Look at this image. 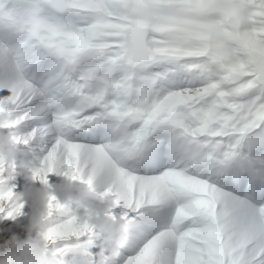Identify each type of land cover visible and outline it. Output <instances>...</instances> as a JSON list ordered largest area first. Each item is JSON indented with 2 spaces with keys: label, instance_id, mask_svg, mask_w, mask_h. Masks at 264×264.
<instances>
[{
  "label": "snow or ice",
  "instance_id": "snow-or-ice-1",
  "mask_svg": "<svg viewBox=\"0 0 264 264\" xmlns=\"http://www.w3.org/2000/svg\"><path fill=\"white\" fill-rule=\"evenodd\" d=\"M0 117L34 182L119 197L107 264H264V0H0ZM17 174L0 158V222ZM47 208L46 255L88 264L87 213Z\"/></svg>",
  "mask_w": 264,
  "mask_h": 264
},
{
  "label": "clouds",
  "instance_id": "clouds-1",
  "mask_svg": "<svg viewBox=\"0 0 264 264\" xmlns=\"http://www.w3.org/2000/svg\"><path fill=\"white\" fill-rule=\"evenodd\" d=\"M6 122V118L0 117V124ZM0 158L15 164L19 174L24 176L21 195L24 202L31 205L25 237L21 239L12 235L5 241L6 251L0 253V264H55L54 258L46 255V242L40 235L50 196H55L63 204H74L78 211L82 209L87 213L80 218L90 220L98 236L102 237L98 264H107L108 259L115 258L125 242L128 227L123 219H114L109 215L119 197L114 199L108 195H98L88 185L73 183L66 178L58 184L37 187L28 173L33 166L32 161L26 152L17 148L12 134L0 133ZM34 231L37 232L36 236H33ZM105 252L109 254L107 258Z\"/></svg>",
  "mask_w": 264,
  "mask_h": 264
},
{
  "label": "rangeland",
  "instance_id": "rangeland-1",
  "mask_svg": "<svg viewBox=\"0 0 264 264\" xmlns=\"http://www.w3.org/2000/svg\"><path fill=\"white\" fill-rule=\"evenodd\" d=\"M19 150H24L23 146H19ZM64 179L63 176H57L56 174H50L48 177L49 184H58L62 182ZM15 183L16 188L15 190L17 192H22L25 184V179L23 175L17 174L15 177V180L13 181ZM37 187H40L41 184L39 182H35ZM71 208L73 210H77L76 205H71ZM122 209L121 207H117L116 209L113 210L115 215H119L121 213ZM79 212L82 214L83 210H79ZM31 215V205L30 203H25L24 208L22 209V215L17 216L15 219H7L2 222H0V228L7 229V233L5 234V238L9 239L12 235H17L21 239H23L26 235L25 233V228L29 223ZM37 232H33V236H36ZM102 243V237H99L96 242L95 246L89 249L90 256L87 257L88 264H98L99 261V253L101 251L100 245ZM6 251V248L3 246V241H0V253H3ZM121 259L123 257H126L127 255L130 254V251L127 247L122 248L121 250ZM107 252H105V255Z\"/></svg>",
  "mask_w": 264,
  "mask_h": 264
},
{
  "label": "bare ground",
  "instance_id": "bare-ground-1",
  "mask_svg": "<svg viewBox=\"0 0 264 264\" xmlns=\"http://www.w3.org/2000/svg\"><path fill=\"white\" fill-rule=\"evenodd\" d=\"M21 147V146H20ZM18 149H20L19 147H18ZM21 151H23V150H21ZM30 158V157H29Z\"/></svg>",
  "mask_w": 264,
  "mask_h": 264
}]
</instances>
